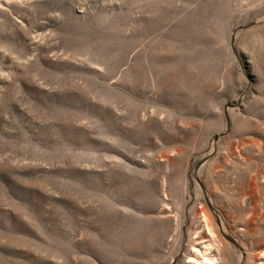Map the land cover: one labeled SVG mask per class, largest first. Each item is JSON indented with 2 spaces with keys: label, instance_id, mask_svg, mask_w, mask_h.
Listing matches in <instances>:
<instances>
[{
  "label": "rangeland",
  "instance_id": "374dc122",
  "mask_svg": "<svg viewBox=\"0 0 264 264\" xmlns=\"http://www.w3.org/2000/svg\"><path fill=\"white\" fill-rule=\"evenodd\" d=\"M205 247L264 264V0H0V264Z\"/></svg>",
  "mask_w": 264,
  "mask_h": 264
},
{
  "label": "bare ground",
  "instance_id": "6f19581e",
  "mask_svg": "<svg viewBox=\"0 0 264 264\" xmlns=\"http://www.w3.org/2000/svg\"><path fill=\"white\" fill-rule=\"evenodd\" d=\"M203 217L209 230H211V226H212L211 217L207 213H204ZM194 254L195 256L191 257L190 261H193L196 264H217L218 259L214 255H212V250L210 247H205L203 251L197 250L195 251Z\"/></svg>",
  "mask_w": 264,
  "mask_h": 264
}]
</instances>
